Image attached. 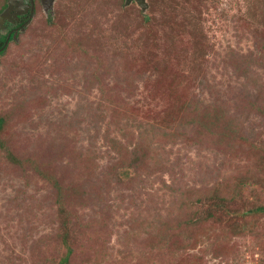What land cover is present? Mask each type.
<instances>
[{"label":"rangeland","instance_id":"obj_1","mask_svg":"<svg viewBox=\"0 0 264 264\" xmlns=\"http://www.w3.org/2000/svg\"><path fill=\"white\" fill-rule=\"evenodd\" d=\"M125 2L0 57V264H264V0Z\"/></svg>","mask_w":264,"mask_h":264},{"label":"water","instance_id":"obj_2","mask_svg":"<svg viewBox=\"0 0 264 264\" xmlns=\"http://www.w3.org/2000/svg\"><path fill=\"white\" fill-rule=\"evenodd\" d=\"M26 1L28 2L24 4V2ZM52 1L53 0H40L42 8L44 10L50 8ZM131 1L136 2L142 10L146 8L145 0H126L125 4H129ZM6 5V8L0 13V26L4 21L14 23L13 18H16L18 15H21L24 12L28 14V17L26 18V22L24 24L28 23L31 20L34 12L33 0H6ZM9 37L10 33L7 35L4 45L7 44ZM13 37H15V34L13 35Z\"/></svg>","mask_w":264,"mask_h":264},{"label":"trees","instance_id":"obj_3","mask_svg":"<svg viewBox=\"0 0 264 264\" xmlns=\"http://www.w3.org/2000/svg\"><path fill=\"white\" fill-rule=\"evenodd\" d=\"M1 1H2V3H3V4H2V7H4L5 0H1ZM35 1H36V0H33V2H34V11H35ZM2 7H1V8H2ZM33 13H34V12H33ZM30 21H31V20H30ZM30 21H29L28 23L24 24V23L26 22V19H25L24 22H23V23L21 24V26H20V27H22V28H21L20 30H17L16 33H14V34H15V37H13V35H14L13 33L10 34V37H9L8 42H7L6 45H4V42H5V40H6V37H7V34H8L9 31H6L5 33H3V34L0 36V43H1V46H0V57H2V55H4L5 50H6V47L8 46V44H9L10 42H13V41L16 40V38L21 34V31H22L23 29L26 28V26L30 23ZM3 124H4V119H3L2 117H0V130H1L2 126H3ZM3 149H4V148H3ZM7 154H8V158H9V160H11L12 164H14V165H18V164L22 165L26 160H27L28 162L31 161L30 159H26V160H24V159H18V158L15 157L10 151H7ZM260 209L264 210V207H262V208H260ZM66 230L68 231L67 233H69V226L66 228ZM61 236H62V237H61V241H65V240H66V237L64 236V233H62ZM65 261H67L66 257L63 258L61 264H65Z\"/></svg>","mask_w":264,"mask_h":264},{"label":"flooded vegetation","instance_id":"obj_4","mask_svg":"<svg viewBox=\"0 0 264 264\" xmlns=\"http://www.w3.org/2000/svg\"><path fill=\"white\" fill-rule=\"evenodd\" d=\"M130 1V0H129ZM28 1L24 2L27 3ZM33 16V15H32ZM28 17L27 13H22L21 15H18L16 18H13V22L4 21L2 25L0 26V36L5 33L6 31H9L8 34H14L17 30L21 29V24L24 22V20ZM7 34V35H8Z\"/></svg>","mask_w":264,"mask_h":264}]
</instances>
